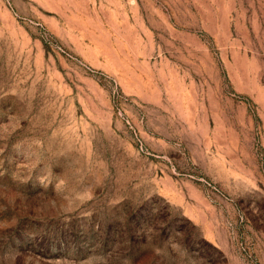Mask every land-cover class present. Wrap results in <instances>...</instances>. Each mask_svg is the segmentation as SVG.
<instances>
[{"label": "rangeland", "instance_id": "1", "mask_svg": "<svg viewBox=\"0 0 264 264\" xmlns=\"http://www.w3.org/2000/svg\"><path fill=\"white\" fill-rule=\"evenodd\" d=\"M0 264H264V0H0Z\"/></svg>", "mask_w": 264, "mask_h": 264}]
</instances>
